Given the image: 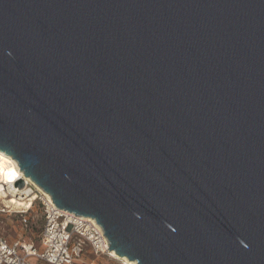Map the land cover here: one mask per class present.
<instances>
[{
	"label": "water",
	"instance_id": "95a60500",
	"mask_svg": "<svg viewBox=\"0 0 264 264\" xmlns=\"http://www.w3.org/2000/svg\"><path fill=\"white\" fill-rule=\"evenodd\" d=\"M0 152L121 258L264 264V0H0Z\"/></svg>",
	"mask_w": 264,
	"mask_h": 264
},
{
	"label": "built area",
	"instance_id": "2783aa9c",
	"mask_svg": "<svg viewBox=\"0 0 264 264\" xmlns=\"http://www.w3.org/2000/svg\"><path fill=\"white\" fill-rule=\"evenodd\" d=\"M21 180L23 187H15L16 194L9 192L7 201L15 197L28 203L19 209L0 203V216L14 217L18 225L27 227L31 213L39 208L42 227L32 241L0 235V264H78L86 247L93 255L113 259L103 231L93 219L58 209L30 180Z\"/></svg>",
	"mask_w": 264,
	"mask_h": 264
},
{
	"label": "bare ground",
	"instance_id": "6f19581e",
	"mask_svg": "<svg viewBox=\"0 0 264 264\" xmlns=\"http://www.w3.org/2000/svg\"><path fill=\"white\" fill-rule=\"evenodd\" d=\"M23 178L26 181L29 180L28 178H25L23 176L22 172L18 169L17 164L15 163L14 160H12L11 157L0 152V203L8 205V207H10L9 204H13V208H15V209H19L28 203V202H25L23 198L17 199L15 197L9 198L10 202L7 201V197H8L9 192L16 194L15 191H17V190L15 189L14 184L18 180H21ZM36 188L39 189L45 195V197H47L48 200L51 199L40 188H38L37 186H36ZM14 189H15V191H14ZM87 219H88V221L93 222V220L91 218H87ZM94 225H95V223H94ZM108 252H109V255L114 260L120 261L121 264H136L135 262H131V261L127 260L126 258H121V257L117 256L114 251H108Z\"/></svg>",
	"mask_w": 264,
	"mask_h": 264
},
{
	"label": "crops",
	"instance_id": "0c3cea01",
	"mask_svg": "<svg viewBox=\"0 0 264 264\" xmlns=\"http://www.w3.org/2000/svg\"><path fill=\"white\" fill-rule=\"evenodd\" d=\"M9 222V220H7ZM10 225L9 229H0V235L8 237L10 240L22 237L24 240L32 241L35 239V237L38 235V233L41 230L42 227V220L41 224H38L37 220L34 222L33 220H30V224L27 227H22L21 225H18L17 223ZM85 255V254H84ZM86 256V255H85ZM78 264H94L90 260H84L83 258L80 259Z\"/></svg>",
	"mask_w": 264,
	"mask_h": 264
},
{
	"label": "rangeland",
	"instance_id": "374dc122",
	"mask_svg": "<svg viewBox=\"0 0 264 264\" xmlns=\"http://www.w3.org/2000/svg\"><path fill=\"white\" fill-rule=\"evenodd\" d=\"M9 220V222L7 221ZM30 220H33L34 222L37 220L38 224H41V220H42V215H41V210L39 208H35L34 212L31 213L30 215ZM16 218L14 217H6L4 215L0 216V229L4 228V229H9L10 225L12 223L16 224ZM86 255V256H85ZM85 255L82 256V258L84 260H90L92 261L94 264H120V262L110 259L106 256H102V255H93L91 253H89V250L85 249Z\"/></svg>",
	"mask_w": 264,
	"mask_h": 264
}]
</instances>
